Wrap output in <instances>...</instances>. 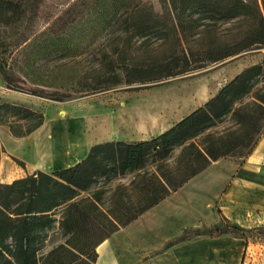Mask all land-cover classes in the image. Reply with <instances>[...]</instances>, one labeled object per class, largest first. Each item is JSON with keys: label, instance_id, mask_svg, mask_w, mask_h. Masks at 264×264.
<instances>
[{"label": "trees", "instance_id": "1", "mask_svg": "<svg viewBox=\"0 0 264 264\" xmlns=\"http://www.w3.org/2000/svg\"><path fill=\"white\" fill-rule=\"evenodd\" d=\"M47 0H0V11L11 20L23 22L38 18ZM74 0L43 31L30 32L20 38V45L34 47L45 55L53 52L79 55L108 31L121 29L129 38L141 39L135 50L153 52L140 62L137 51L125 44L112 53L125 58L123 71L142 78L128 82L160 81L193 73L264 46V0ZM9 12V13H8ZM10 14V15H8ZM236 24L228 39L213 37L220 22ZM7 22V21H6ZM127 62V61H125ZM3 80L11 88L43 95L25 84L24 79L5 71L0 61ZM150 75L149 78L145 76ZM259 82H264V60L237 74L205 105L192 111L164 132L140 141L110 140L93 145L78 163L55 169L52 173L36 170L11 183H0V264H40L39 242L43 232L56 221L54 211L65 205L61 226L67 234H77L87 223V231H99L91 243L73 245L72 262L89 264V246L97 259L96 247L110 234L137 219L157 205L191 178L221 157L230 155L220 137L208 134L202 142L196 138L214 126L219 119L239 115L247 125L246 157L264 131V92L255 107L236 103L248 95ZM264 87V86H263ZM67 95H58L61 100ZM254 107L253 114L251 108ZM0 108L24 110L37 121L25 130L9 125L16 137L25 136L45 120L43 112L19 104L3 103ZM249 118V119H248ZM179 154L173 159V153ZM3 149L0 144V156ZM131 174V181L114 189L107 184L115 178ZM96 187L86 197L82 191ZM108 202V204H107ZM230 228V227H228ZM233 229L240 227L233 226ZM221 225L184 233L177 240L194 234L216 236ZM87 255V256H86ZM44 264H66L58 248L51 250Z\"/></svg>", "mask_w": 264, "mask_h": 264}, {"label": "rangeland", "instance_id": "2", "mask_svg": "<svg viewBox=\"0 0 264 264\" xmlns=\"http://www.w3.org/2000/svg\"><path fill=\"white\" fill-rule=\"evenodd\" d=\"M73 1L47 0L40 17L23 22L17 20L16 16L10 20L0 11V61L5 71L24 79L27 86L44 92L43 95H39L27 90L11 88L3 80V73L0 71V105L3 103L19 104L43 112L45 119L63 118L82 113L87 117L89 132L92 135H98L101 131L100 121L105 117H110L111 124L115 127L116 132L120 133L113 140L140 141L143 138L149 139L164 132V129L167 130L192 111L205 105L245 68L264 60V46H262L244 51L193 73L142 83L140 81L128 82L142 77L127 75L122 68L125 67L128 60L109 54L116 46L125 44L129 49V56L141 41V39L131 40L130 34L121 29L103 34L79 55L58 52L45 55L34 47L20 45L22 35L45 30ZM152 1L156 8H160L159 0ZM259 1L262 6V0ZM235 26L236 24L232 21H222L215 29L213 37L228 39L235 31ZM135 51H137L136 55L139 56L140 62H143L149 54L160 58V52L157 49H154L153 52H144L141 49ZM145 77L149 78L150 75ZM263 86L264 82L257 83L248 95L237 101L236 106L242 102L250 103L255 107L254 103L258 102L257 97L264 92ZM58 95L67 96L58 100ZM142 100L150 105L148 111L158 118H152L150 122L131 120V114L141 108L144 102ZM254 107L251 108L253 114L255 113ZM75 119L70 123L72 124ZM240 119L239 115L228 114L196 138V141L202 142L208 134L218 136L225 146L232 149L230 155L219 158L232 161L231 169L224 170L220 165L202 176L197 185L190 186V192L198 191L201 200L209 199V189L218 195L226 177L245 159L246 140L242 141V136L247 125L240 122ZM0 120L12 121L17 129L25 130L32 126L37 118L28 116L24 110L0 108ZM143 125H149L150 130L142 134H131V129ZM7 132H10L9 125L4 122L0 123V142L1 139L7 142V139H4ZM103 137L98 136L92 140ZM178 154L179 149L174 151L173 159ZM17 162L25 167L24 163ZM53 171L46 172L52 173ZM131 177V174H127L112 179L107 186L109 189H114L119 183L128 184ZM217 177L219 179H216ZM214 178L216 179L215 184L212 182ZM95 189L96 187H92L82 191L79 197L90 196ZM210 202L212 201L210 200ZM213 203H215L213 208L215 214L220 216L221 211L218 210L217 199ZM64 209V204L55 209L56 221L40 237V264H44L45 257L55 248H58L66 264H81L72 262L76 258L72 252L75 251L73 245L91 243L100 236L99 231L88 232L86 230L87 223L82 225V229L77 234L65 233L61 226ZM210 210H212L210 207L199 209L198 215L201 221L210 215ZM189 218H191L189 222L198 220V216L195 215L193 219ZM186 220L188 219L185 217L183 222H188ZM215 225L223 227L222 233L243 237L251 244L250 250L253 251L256 258L250 256L251 252H246L245 264H264V224L251 228L233 229V226H239L230 219L221 218ZM208 227L200 224V226L191 227L187 231L190 233L193 230L196 233L197 230H205ZM85 248L89 253V264H94L95 262L91 261L94 259V252L90 250L89 246H85Z\"/></svg>", "mask_w": 264, "mask_h": 264}, {"label": "crops", "instance_id": "3", "mask_svg": "<svg viewBox=\"0 0 264 264\" xmlns=\"http://www.w3.org/2000/svg\"><path fill=\"white\" fill-rule=\"evenodd\" d=\"M149 106L144 101L141 108L131 114V120L150 122ZM106 118L100 121L101 131L98 135L89 132L87 117L82 113L46 118L40 127L25 136L16 137L11 131L7 132L4 136L7 142L2 139L0 142L3 149L0 183H11L36 170H55L78 163L87 156L93 145L120 135L111 124L110 117ZM148 126L135 127L131 129V134L149 131ZM98 136L104 137L92 140ZM17 161L24 163L25 167ZM220 165L228 170L233 163L222 159L213 161L177 191L110 234L96 247L97 259L94 264H245L246 252H251L250 256L256 258L245 238L228 233L216 236L193 234L177 240L191 227L200 224L211 227L221 218L232 220L240 228L264 224V131L252 151L226 177L218 195L209 189V199L201 200L198 191L190 192L191 185H197L202 176ZM216 179L212 180L213 184ZM215 199L220 216L213 210ZM202 207L212 208L203 221L198 215ZM194 215L198 216V220L189 222V217L193 219ZM185 217L188 219L186 223L183 222Z\"/></svg>", "mask_w": 264, "mask_h": 264}, {"label": "bare ground", "instance_id": "4", "mask_svg": "<svg viewBox=\"0 0 264 264\" xmlns=\"http://www.w3.org/2000/svg\"><path fill=\"white\" fill-rule=\"evenodd\" d=\"M151 109H152V108H151ZM154 111H155V110H154ZM154 114H155V113H154ZM155 117L158 118L157 116L151 114V116H149V119H152V118H155ZM145 121H146V120H145ZM145 121H144V122H145ZM190 216H191V215H190ZM170 218H171V217H170Z\"/></svg>", "mask_w": 264, "mask_h": 264}]
</instances>
